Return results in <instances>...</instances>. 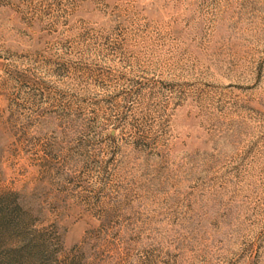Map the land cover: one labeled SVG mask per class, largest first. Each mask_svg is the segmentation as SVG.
Segmentation results:
<instances>
[{
  "label": "rangeland",
  "instance_id": "obj_1",
  "mask_svg": "<svg viewBox=\"0 0 264 264\" xmlns=\"http://www.w3.org/2000/svg\"><path fill=\"white\" fill-rule=\"evenodd\" d=\"M0 264H264V0H0Z\"/></svg>",
  "mask_w": 264,
  "mask_h": 264
}]
</instances>
